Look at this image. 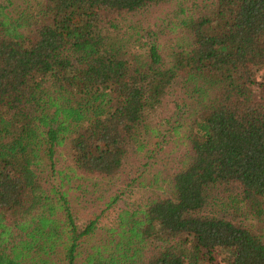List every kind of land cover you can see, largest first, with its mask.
Listing matches in <instances>:
<instances>
[{
  "label": "trees",
  "instance_id": "16d2710c",
  "mask_svg": "<svg viewBox=\"0 0 264 264\" xmlns=\"http://www.w3.org/2000/svg\"><path fill=\"white\" fill-rule=\"evenodd\" d=\"M165 2L171 38L132 21ZM134 159L169 194L93 243ZM0 264H264V0H0Z\"/></svg>",
  "mask_w": 264,
  "mask_h": 264
},
{
  "label": "rangeland",
  "instance_id": "374dc122",
  "mask_svg": "<svg viewBox=\"0 0 264 264\" xmlns=\"http://www.w3.org/2000/svg\"><path fill=\"white\" fill-rule=\"evenodd\" d=\"M196 3L200 4L201 0H194ZM175 4V1L172 2ZM171 3L165 2V4L158 5L156 8L152 7L145 11L143 15H139L136 18H133L132 21L134 23H139V25L146 29H155L157 25H160L163 34L171 38L167 26L172 18V14L174 13L175 7L170 6ZM160 33V30L156 32ZM162 36V35H161ZM136 38V37H135ZM133 37L132 40L135 39ZM131 48L135 51H138L137 46L131 44ZM184 79V74L181 73L171 84L169 87L166 97L164 99L162 107L155 113L153 117V122H156L161 125L162 129H167L169 127H165V121H169L170 123L167 126L173 125L175 122L179 121L183 124H188L194 118L198 116V111L189 106L185 96L182 94V83ZM167 147V145H165ZM136 159V158H135ZM135 159L131 162H124V170L126 174V178L137 176V173H140L144 169L145 175L142 178H137L133 182L132 188L123 189L124 193L121 198L112 205L109 209L105 210L104 213L98 218L96 223L97 233L93 243L96 241H101L105 239L107 230L113 229L117 226L118 223V215L122 210H125L127 207H133L135 205H143L148 202V200L158 197V196H166L167 186L163 191L161 190H153L149 188V184L151 183V169H146V167L140 168L141 164H136ZM167 161V159H165ZM135 170H139L135 173ZM127 182L125 177L121 180L119 187L117 190L124 188V184ZM143 183L144 186H140L139 183ZM115 191V190H114ZM169 194V193H168ZM93 206V207H92ZM72 212L74 214L75 222L79 226H83L88 222V219H93L95 214L92 213L93 210L97 208H103L102 202H97L94 200V196L84 197L78 203H74L72 205ZM92 209V212H91ZM91 243V245L93 244Z\"/></svg>",
  "mask_w": 264,
  "mask_h": 264
}]
</instances>
